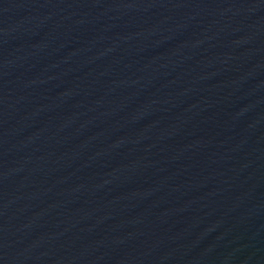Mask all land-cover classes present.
Here are the masks:
<instances>
[{"label": "water", "instance_id": "obj_1", "mask_svg": "<svg viewBox=\"0 0 264 264\" xmlns=\"http://www.w3.org/2000/svg\"><path fill=\"white\" fill-rule=\"evenodd\" d=\"M0 264H264V0H0Z\"/></svg>", "mask_w": 264, "mask_h": 264}]
</instances>
